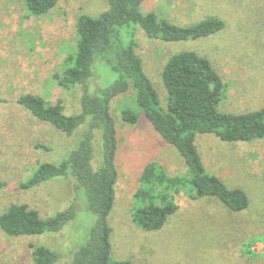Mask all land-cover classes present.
<instances>
[{"label": "rangeland", "instance_id": "374dc122", "mask_svg": "<svg viewBox=\"0 0 264 264\" xmlns=\"http://www.w3.org/2000/svg\"><path fill=\"white\" fill-rule=\"evenodd\" d=\"M107 0H60L46 16L33 15L26 0H0V216L14 204H26L48 218L67 209L74 200L76 219L61 232L12 237L0 228V264H33V247L46 246L60 255L57 264H70L71 252L83 246L96 225L84 193L74 179L58 178L32 189L20 185L43 163H60L74 149L53 126L33 117L18 104L22 94L33 93L46 103L62 101L65 112H78L79 89L59 85L67 58L78 46L76 24L82 14L99 17ZM143 10L168 22L189 27L209 17L225 22L211 36L179 42L148 38L139 30L137 52L160 104L167 108L162 70L177 53L195 52L207 58L220 74L225 96L220 111L244 114L264 107V0H144ZM128 35H131V30ZM138 37V38H137ZM94 78L101 89L117 75L106 64ZM138 114L137 123L122 119V112ZM119 139L118 182L108 217L112 258L133 264H264V140L224 142L215 135H198L197 147L210 174L231 189L246 192L250 204L242 212L228 209L216 198H190L188 188L175 197L178 212L157 231H144L132 220L138 206L133 194L143 167L151 161L170 176H184L187 167L178 150L152 127L132 91L112 103ZM37 144L50 150L36 148ZM96 150L101 148L97 142ZM99 163L100 155H96ZM98 160V161H97ZM62 256V258H61Z\"/></svg>", "mask_w": 264, "mask_h": 264}, {"label": "trees", "instance_id": "16d2710c", "mask_svg": "<svg viewBox=\"0 0 264 264\" xmlns=\"http://www.w3.org/2000/svg\"><path fill=\"white\" fill-rule=\"evenodd\" d=\"M60 0H26L35 16H46ZM109 8L99 17L82 14L76 24L78 46L67 58L59 85L79 89V110L67 114L62 101L48 104L33 93L22 94L18 104L37 120L47 123L68 138H74V149L60 163H43L32 176L21 183L32 189L58 178L74 179L77 193H84L87 208L96 217L85 244L71 252L70 264H133L112 258V212L118 182V128L112 103L132 91L136 102L154 130L174 146L184 159V176H170L156 161L148 162L141 172L133 194L138 206L132 213L136 226L157 231L178 212L175 197L188 188L193 200L216 198L228 209L242 212L250 201L245 191L229 188L223 180L205 167L196 141L198 135H215L228 143L264 140V107L244 114L220 111L226 85L211 62L195 53L171 55L163 66L162 81L167 92V108L160 104L158 93L145 73L137 52L139 30L154 40L179 42L205 38L225 28V22L209 17L189 27H181L143 10L144 0H107ZM127 29L131 30L129 36ZM139 36V35H138ZM138 38V37H137ZM106 64L117 75L116 81L101 89L94 83L97 66ZM7 103L0 94V105ZM126 122L137 123L138 114L122 112ZM101 148L96 150V143ZM36 148L50 150L37 144ZM99 163L95 158L100 155ZM98 161V160H97ZM7 183L0 179V190ZM76 201L65 210L43 218L26 204H14L0 216V228L9 236L25 237L61 232L77 216ZM62 258V256H61ZM58 252L46 246L33 247V264H57Z\"/></svg>", "mask_w": 264, "mask_h": 264}]
</instances>
